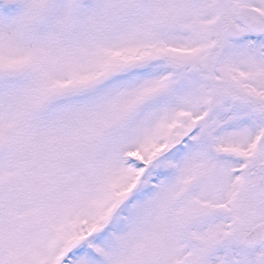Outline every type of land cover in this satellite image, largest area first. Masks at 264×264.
I'll use <instances>...</instances> for the list:
<instances>
[{
	"label": "rangeland",
	"instance_id": "rangeland-1",
	"mask_svg": "<svg viewBox=\"0 0 264 264\" xmlns=\"http://www.w3.org/2000/svg\"><path fill=\"white\" fill-rule=\"evenodd\" d=\"M220 4L0 0V264H264L241 239L264 40L223 36Z\"/></svg>",
	"mask_w": 264,
	"mask_h": 264
},
{
	"label": "water",
	"instance_id": "water-1",
	"mask_svg": "<svg viewBox=\"0 0 264 264\" xmlns=\"http://www.w3.org/2000/svg\"><path fill=\"white\" fill-rule=\"evenodd\" d=\"M238 22H240L242 25L248 26L253 25V29L257 30V27L260 28V32H264V17L260 15L256 10L250 9V8H244L242 9L236 19ZM227 32L234 36L238 29L233 25H229L227 27ZM259 148H260V154L258 157V161L261 165L264 164V135L261 137L259 141ZM264 223H261L254 227L252 231L245 237L244 241L247 244H253L256 241H264Z\"/></svg>",
	"mask_w": 264,
	"mask_h": 264
}]
</instances>
